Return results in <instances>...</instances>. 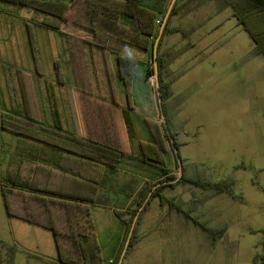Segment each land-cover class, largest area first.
Here are the masks:
<instances>
[{
  "label": "rangeland",
  "instance_id": "obj_1",
  "mask_svg": "<svg viewBox=\"0 0 264 264\" xmlns=\"http://www.w3.org/2000/svg\"><path fill=\"white\" fill-rule=\"evenodd\" d=\"M84 1L76 0L69 6L67 24L61 30L33 27L42 73L57 88L58 75L60 82L70 78L68 35L82 30L72 25V19L76 12L86 9ZM228 1L203 0L201 18L192 13L181 21L189 28H196L190 38L195 41L201 38L203 47L187 46L182 33L171 35L173 70L192 68L176 85L182 101L174 100L176 110L172 111L170 129L176 134L186 173L192 171L195 177L225 183L232 192H216L188 180L177 181L180 176L174 185L162 189L167 200L151 193L136 220L138 240L128 246L122 264H253L257 254L264 253V56L254 53L253 39L231 14ZM31 13L28 7L18 12L0 10V105L3 107H7V92L2 67L35 71L26 27ZM168 77L170 73L166 70L165 78ZM151 86L157 90L156 80ZM14 136L0 128L2 150L8 149ZM169 151L165 153L166 170L154 164L146 170L161 171V179L168 174L176 176L179 164L176 158L168 161L169 156H174L173 150ZM147 174L150 173L145 171L144 176ZM115 180L112 175L108 182L114 185ZM151 180L147 182L160 179ZM140 190L129 189L125 195L103 189L96 196L92 216L102 255L109 263H114L123 251L128 231V225L116 217L112 208L130 218L131 214L126 212L130 206L134 209L135 204L130 203ZM126 199L130 201L128 205ZM14 202L15 208L21 209L18 201ZM195 220L204 222L208 229ZM123 228L120 251L115 252ZM57 255L52 231L8 217L0 190V264H8L9 259L13 264H57ZM113 255L114 259L109 260Z\"/></svg>",
  "mask_w": 264,
  "mask_h": 264
},
{
  "label": "trees",
  "instance_id": "obj_2",
  "mask_svg": "<svg viewBox=\"0 0 264 264\" xmlns=\"http://www.w3.org/2000/svg\"><path fill=\"white\" fill-rule=\"evenodd\" d=\"M74 1L76 0H0L1 11L18 12L23 7L31 8V21L26 22V27L35 61L34 72L25 71L21 68L13 71L10 66L2 67L8 105L7 107L0 105V128L23 138H29L62 150L65 158L80 159L89 163L94 161L98 166L101 164V167H116L120 164L123 156L131 157L133 154L127 153L124 148L119 146L80 136L75 132L64 129L61 125L38 119L31 114L30 106H32L33 94L36 95L37 104V93L43 94V92H46L50 95L54 92L53 85L43 79L33 27L34 25H39L48 29L61 30L63 22L67 21L69 6ZM171 1L86 0V2H83L86 9L76 12L83 19L80 18L78 20L76 16L75 18L73 17L72 21H79L85 26H92L95 30L107 34L110 37L109 42L126 43L149 51L151 60L154 62V46L160 33V24L168 11ZM228 3L231 5L232 13L236 16L239 25L253 39L254 53L264 56V0H229ZM174 9L175 6L172 8V12ZM159 16H161V19H159ZM123 17L128 19L122 21ZM167 30L166 25L163 33ZM68 42L73 54L74 51L80 52V49H83L82 53L90 55L91 69L99 80L100 74H103L104 69L107 68L100 59L101 55L105 58L104 55L107 48L94 41L73 35H68ZM115 58L119 76L126 87L129 105L132 106L134 95L132 82L141 61L121 52H116ZM156 59L159 68V90L168 127L163 122L161 113L159 114L161 119H158L155 112L143 111L144 120L153 135L154 142L146 143L140 141V154L136 158L143 162L154 164L161 170H166L165 153L173 150L174 158L178 162V155L176 154L178 143L176 134L170 129L172 112L166 106V100L170 95V82L166 81L165 72L170 59L160 54L159 50ZM152 74H154V67L150 63L145 71V78L148 83V77ZM105 86L108 91L114 92V85L111 83V79L101 85V88H105ZM159 111L161 112V110ZM14 154L10 158V163ZM63 169V171L57 172L58 176L61 177V187L55 188L46 181L42 182L34 178L25 180L19 175L14 176L10 172L9 165L7 174L2 176L1 180V191L7 213L10 216L52 231L58 254L57 264H118L122 251L114 263H109L104 259L92 216V207L96 202L97 192L102 184L101 172L99 177L94 180L87 178L81 173L76 175L73 166L69 167L68 170L65 167ZM184 169L185 167L183 166V173L178 180V174L176 176L168 174L154 183H144L141 190L137 193V197L130 203V205L132 203L135 204L134 209L130 206L126 212L131 214L130 218L124 217L121 211H115L116 216L128 225L127 236L134 217L150 194L152 193V196H160L163 201L167 200V197L162 193V189L167 185H174L176 180H188L205 189H213L216 192H232L229 185L225 183L211 182L198 176L188 175ZM79 181L90 185V195L78 194L74 188L71 190V186H78ZM14 200L18 201L21 209L15 208ZM170 204L176 206L171 201ZM195 222L202 228L208 229L204 222L199 220H195ZM137 240V226H135L129 246L134 245ZM11 260L7 261L8 264H13ZM253 264H264V253L257 254Z\"/></svg>",
  "mask_w": 264,
  "mask_h": 264
},
{
  "label": "crops",
  "instance_id": "obj_3",
  "mask_svg": "<svg viewBox=\"0 0 264 264\" xmlns=\"http://www.w3.org/2000/svg\"><path fill=\"white\" fill-rule=\"evenodd\" d=\"M224 7L228 9V3L225 2ZM202 12L203 0L201 2L198 0H176L175 9L169 14L165 24L168 30L163 34L164 36L158 50L160 54L164 56L168 55L170 59L167 67L170 77L165 78L166 81L170 82V95L166 100V106L170 112L176 108L174 100L180 99V103L182 101L180 90L176 89V85L183 79L188 70L192 68L191 66H187L183 71L173 70V63L171 62L174 59L172 57L173 42L170 38H172L171 35L175 32L182 33L180 35L184 36L187 46L203 47L201 38L196 41L190 38V35H193L192 31L194 30L195 33L196 28H189L181 22L192 13H195L197 18H201L200 13ZM76 16L78 20L80 18L83 19L79 14ZM159 19H161V16H159ZM122 21H126V19L122 18ZM64 24H67V21L63 22L61 28H63ZM72 25L78 26L82 30L71 32L69 35L94 41L107 48L104 55L105 58L102 55L100 56L102 63H105L107 68L104 69L103 74H100L101 77L98 80L90 66V55L82 53L83 49H80V52L74 51V54L70 50L72 59L70 78H63L60 82L61 75H58L57 79L60 86L57 88V84L47 80L43 75V79L53 85L54 92L50 95L46 92H43V94L37 93V104L36 95L33 94V100H31L32 106H30L31 114L38 119L61 125L64 129L75 132L80 136L124 148L127 153H132L133 156H123L120 164L116 167H101V164L98 166L94 161L89 163L80 159L65 158L62 150L13 133L15 136L9 143L6 151L1 149L3 141L0 138V190L2 176L7 174L9 165L10 172L14 176L19 175L25 180L34 178L42 182L46 181L55 188L61 187V177L58 176L57 172L63 171V167L68 170L69 167L73 166L76 175L81 173L87 178L94 180L99 177L101 172L102 184L98 189L97 196L103 189H113L119 191V193L123 192L125 195H128L129 189L137 191L142 188L145 182L163 177L161 171L153 172V169L146 170L151 164L136 158L140 154V141L146 143L154 142L153 135L144 120L143 111H153L158 119L162 118L159 117L161 112L159 111L157 90L145 78V71L149 64L151 63L155 67V63L151 60V53L130 44L119 43L117 41L109 42L110 37L107 34L95 30L92 26H85L79 21H72ZM116 52H121L141 61L132 82L134 92L132 106L129 105L126 87L118 73L115 58ZM28 71L30 72L31 70L28 69ZM108 79H111V83L114 85L113 93L108 91L106 86L105 88H101V85L105 82L107 83ZM61 87L62 89H60ZM5 100L6 105H8V99L6 98ZM13 153H15L13 157L14 161L12 159L10 163ZM173 158V155L169 156L170 160L168 161L174 160ZM145 171H148L150 174L144 176ZM121 173H126V175L120 177ZM192 174V171L188 173V175ZM112 175H115L116 178L114 185L110 184ZM133 181L135 184H133ZM72 188L78 194H91L90 185L83 184L80 181L78 186H71V190H73ZM2 201L7 216L11 217L7 213L3 194ZM129 202L126 199L125 205H128ZM112 210L115 214L116 208H112ZM23 222L29 223L25 220ZM123 233L124 228L117 237L118 243L115 252L120 251ZM114 256H109L108 259H114Z\"/></svg>",
  "mask_w": 264,
  "mask_h": 264
},
{
  "label": "water",
  "instance_id": "obj_4",
  "mask_svg": "<svg viewBox=\"0 0 264 264\" xmlns=\"http://www.w3.org/2000/svg\"><path fill=\"white\" fill-rule=\"evenodd\" d=\"M175 1L176 0H172L170 5H169L168 11H167V13H166V15H165V17H164V19L162 21L161 27H160L159 36L157 37L156 42H155V46H154V63H155L154 74H155V78H156V88H157V93H158L159 102H160L161 117H162V120L165 123L166 127H168V121H167V118H166V115H165V112H164V109H163V103H162L160 90H159V86H160L159 68H158V63H157V59L156 58H157V53H158V44H159L161 35L163 33V30H164L166 21L168 19V16H169L170 12L172 11V8H173V6L175 4ZM176 154L178 155V162H179V173H178V178H179L182 175V173H183V165H182V160H181V158L179 156V152H178L177 149H176ZM147 200H148V198L146 199V201ZM145 204H146V202L140 207L139 212L135 216V219H134V221L132 223L131 229L129 231V234H128L127 240L125 242V246H124V249L122 251V254H121V257H120V260H119L118 264H122V262H123V259L125 257L127 248H128V246H129V244L131 242V238H132V234H133V231H134V228H135L136 220L139 217V214H140L141 210L144 208Z\"/></svg>",
  "mask_w": 264,
  "mask_h": 264
},
{
  "label": "built area",
  "instance_id": "obj_5",
  "mask_svg": "<svg viewBox=\"0 0 264 264\" xmlns=\"http://www.w3.org/2000/svg\"><path fill=\"white\" fill-rule=\"evenodd\" d=\"M155 74H152L148 77V81L151 85H155Z\"/></svg>",
  "mask_w": 264,
  "mask_h": 264
}]
</instances>
